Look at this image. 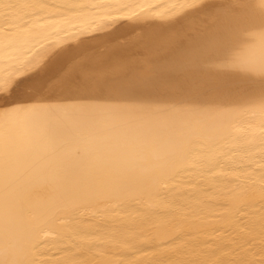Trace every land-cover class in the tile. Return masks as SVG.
I'll list each match as a JSON object with an SVG mask.
<instances>
[{"label":"bare ground","instance_id":"obj_1","mask_svg":"<svg viewBox=\"0 0 264 264\" xmlns=\"http://www.w3.org/2000/svg\"><path fill=\"white\" fill-rule=\"evenodd\" d=\"M0 87V264H264V0H0Z\"/></svg>","mask_w":264,"mask_h":264},{"label":"snow or ice","instance_id":"obj_2","mask_svg":"<svg viewBox=\"0 0 264 264\" xmlns=\"http://www.w3.org/2000/svg\"><path fill=\"white\" fill-rule=\"evenodd\" d=\"M118 70L117 65H107L101 66L98 65L96 67L85 66L83 69L84 78L86 80H96L99 82L101 77L107 78V73L109 71H116ZM5 95V90L0 87V99H3ZM27 109L21 103L16 101H7L4 103H0V119H5L12 115L13 113H18L22 111H26Z\"/></svg>","mask_w":264,"mask_h":264}]
</instances>
